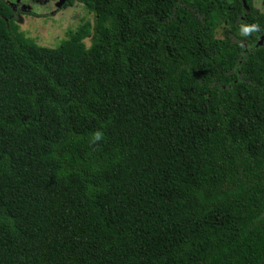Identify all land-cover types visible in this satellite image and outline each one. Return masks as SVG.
<instances>
[{
	"label": "trees",
	"instance_id": "16d2710c",
	"mask_svg": "<svg viewBox=\"0 0 264 264\" xmlns=\"http://www.w3.org/2000/svg\"><path fill=\"white\" fill-rule=\"evenodd\" d=\"M74 2L48 47L0 0V264H264V12Z\"/></svg>",
	"mask_w": 264,
	"mask_h": 264
},
{
	"label": "rangeland",
	"instance_id": "374dc122",
	"mask_svg": "<svg viewBox=\"0 0 264 264\" xmlns=\"http://www.w3.org/2000/svg\"><path fill=\"white\" fill-rule=\"evenodd\" d=\"M55 2L57 3V0ZM55 2H47L34 8L41 16L25 12L17 15V21L23 33L40 45L55 47L80 23L94 21L93 13L88 12L79 2L63 8L56 7ZM253 7L264 12V0H253ZM220 33L221 29H217V36L221 35ZM84 42L89 45L90 39L85 38Z\"/></svg>",
	"mask_w": 264,
	"mask_h": 264
},
{
	"label": "flooded vegetation",
	"instance_id": "af4514ba",
	"mask_svg": "<svg viewBox=\"0 0 264 264\" xmlns=\"http://www.w3.org/2000/svg\"><path fill=\"white\" fill-rule=\"evenodd\" d=\"M7 1L10 3V5H12L13 9H15V10H18L20 12L31 11L33 13L37 12L33 8L34 4L37 3L36 5H40V4H44L47 2H51V1L55 2V0H7ZM47 12H48V10H47Z\"/></svg>",
	"mask_w": 264,
	"mask_h": 264
},
{
	"label": "water",
	"instance_id": "95a60500",
	"mask_svg": "<svg viewBox=\"0 0 264 264\" xmlns=\"http://www.w3.org/2000/svg\"><path fill=\"white\" fill-rule=\"evenodd\" d=\"M64 1L65 0H58L56 3V7L58 6L60 7ZM263 39H264V36H261L258 42L261 43Z\"/></svg>",
	"mask_w": 264,
	"mask_h": 264
}]
</instances>
